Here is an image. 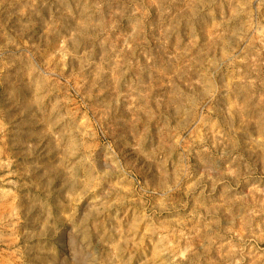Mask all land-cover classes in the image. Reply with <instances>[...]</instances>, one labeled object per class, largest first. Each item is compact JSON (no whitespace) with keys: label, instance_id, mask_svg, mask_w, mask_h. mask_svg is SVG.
Instances as JSON below:
<instances>
[{"label":"rangeland","instance_id":"374dc122","mask_svg":"<svg viewBox=\"0 0 264 264\" xmlns=\"http://www.w3.org/2000/svg\"><path fill=\"white\" fill-rule=\"evenodd\" d=\"M77 262L264 264V0H0V264Z\"/></svg>","mask_w":264,"mask_h":264},{"label":"bare ground","instance_id":"6f19581e","mask_svg":"<svg viewBox=\"0 0 264 264\" xmlns=\"http://www.w3.org/2000/svg\"><path fill=\"white\" fill-rule=\"evenodd\" d=\"M210 95V94H209ZM263 148V147H262ZM262 159V158H261ZM81 167V166H80ZM88 169V168H87ZM87 169H85L84 170V172H86V175H88V177L89 178H91V171H89V170H87ZM114 174V173H113ZM84 187V186H83ZM167 188V187H166ZM164 194V193H163ZM166 194V193H165ZM75 251H77V250H75ZM81 254H82V252H81ZM80 255V254H79ZM84 255V254H83ZM86 256V255H85ZM82 257V256H81ZM75 258V257H74ZM84 258V257H83ZM82 259V258H81ZM77 260H79V259H77ZM78 263V262H77ZM79 264V263H78Z\"/></svg>","mask_w":264,"mask_h":264}]
</instances>
